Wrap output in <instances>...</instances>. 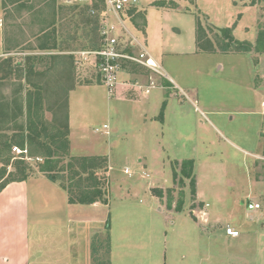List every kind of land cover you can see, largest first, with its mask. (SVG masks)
<instances>
[{
	"label": "rangeland",
	"instance_id": "1",
	"mask_svg": "<svg viewBox=\"0 0 264 264\" xmlns=\"http://www.w3.org/2000/svg\"><path fill=\"white\" fill-rule=\"evenodd\" d=\"M176 1L180 2V11L161 12L155 8L159 14L156 15L151 10L156 3L163 2L166 8L175 5L165 0L152 6H148L149 0H140L139 11L144 15L141 8L149 9L155 23L169 27L170 32L179 36L164 32L170 53L163 59L158 50L151 49L153 57L162 60L160 64L165 74L173 77L175 72L179 77L174 80L180 88L170 83L167 94L179 96L184 117L180 123L176 117L172 118L171 132L167 129L165 137L161 138L160 107L155 119L158 122L154 123L156 135L137 143L140 122L131 103L118 102L114 94L109 95L92 59L76 62L79 57L75 53L88 41L83 30L85 25L79 24L81 17L73 13L63 16L58 11L56 29L61 50L42 51L38 49V39L43 27L35 22L34 12H18L17 4L9 5L5 11L1 0L0 115L4 117L0 116V133L12 137L25 125L29 90L41 91L44 118L39 129L45 127L54 133L64 131V115L69 114L71 106L74 148L72 151L69 135L70 153L60 158L59 165L64 169L60 173L64 178L56 184L62 187L69 202L70 195L64 186L69 189L75 186L71 190L76 195L78 179L72 182L69 179L72 171L80 168L75 164L73 170L67 169L72 157L99 158L97 163L101 167L96 177L108 205L98 202L85 208L76 207L70 213V219L75 221L103 223L100 227L93 224L92 230L96 232L90 234L92 264H109L108 236L113 241L114 264H264V190L261 186L264 182V123L261 124L262 116L258 114L264 102V54L242 53L234 48L224 52L229 42L224 38L228 30L224 36L220 31L230 29L236 40H251L255 45L264 30V0H234L238 5L257 9L256 15H246L248 31L242 27L238 38L233 32L242 11L226 0H201L199 4L194 0ZM26 2L28 6L35 5L36 10L46 5L42 0ZM66 2L57 0L58 6L74 5ZM137 22L134 29L126 19V25L141 40L146 29L140 19ZM194 23L196 35L191 30ZM77 24L80 28L76 31ZM199 24L202 30L198 32ZM51 29L53 27L49 31ZM69 32L79 39L64 42ZM6 44L12 47L10 53H6ZM51 55H73L76 63L66 67L48 59ZM28 57L46 59L28 62ZM30 64H34L36 74L28 75L26 69ZM134 71L141 74L140 68ZM42 72L45 74L40 75ZM135 75L130 73L129 76L136 78ZM128 80L135 83L138 79ZM82 86L88 87L78 88ZM133 90L141 97L140 91ZM159 93V89L154 90L149 100ZM104 125L108 126L107 130ZM178 142L183 147L178 146ZM244 152L257 155L246 156ZM180 157L197 161L195 197L189 180H184V185L180 178L174 181V163L182 162L175 158ZM141 159L146 160V166L140 163ZM25 161L30 176L36 178L43 161ZM8 171L16 170L9 166ZM82 185L87 183L83 181ZM169 190L173 191L171 208L168 207ZM158 191L164 193L162 199L158 198ZM181 200L183 208L177 212L175 208ZM251 203L261 208L249 210ZM64 214L66 219V212ZM34 215L32 213V221ZM44 218L50 219L46 214ZM230 226L239 231L238 238L226 235ZM100 247L102 250L98 249ZM43 255H48L45 250Z\"/></svg>",
	"mask_w": 264,
	"mask_h": 264
},
{
	"label": "crops",
	"instance_id": "2",
	"mask_svg": "<svg viewBox=\"0 0 264 264\" xmlns=\"http://www.w3.org/2000/svg\"><path fill=\"white\" fill-rule=\"evenodd\" d=\"M149 1L150 3L148 6H152L155 2L160 0ZM165 1L174 2L175 5H173L172 8H166V6H152L151 10L154 11L155 8L160 9L161 12L181 10L180 2L176 0ZM194 1L195 4H199L201 2V0ZM226 2L242 11V18L233 32V35L237 37L240 34L239 31L242 27L247 30V27H245L246 15L255 14L257 9L256 7L242 6L243 4L238 5L234 0H226ZM141 10L143 12L145 11L144 16L146 18V31L143 37L147 46L149 45V52L152 55V47L154 51L158 50L160 52V58L163 59L166 54L170 53L169 51L167 52L168 42L165 40L164 32L169 31L168 33H170L172 37L179 36L170 32L169 27L155 23L151 17L149 9L141 8ZM155 14L159 15L157 12H155ZM249 20L252 21V18H249ZM228 24L232 25L233 23L229 22ZM211 26L214 29H219V27L214 25ZM155 27H157V29ZM227 27H230V25H227ZM191 30L193 35H196L195 23L191 26ZM177 31L182 33L180 29ZM248 41L254 44L251 40ZM197 50L200 52L198 46ZM82 51L86 50H78V52ZM153 58L158 63H161L162 61L155 57ZM160 65L162 66V64ZM136 68L139 69L138 67H131V71ZM131 73L136 74L135 76L140 77L141 79H148V77L151 76L145 69H141V74H137L136 72ZM167 75L170 81L165 79L160 80L157 76L152 75V78L155 80L157 79L162 86L158 88L160 93L151 100H149L150 95L145 96L142 94L140 97L139 93L133 90L131 82L128 80L134 79L132 76H120L121 82L117 86L116 92L113 96H115L118 102L128 101L136 110L137 118L140 122V127H138L136 135L137 143L153 138L156 135L154 132V129L156 128L154 123L156 122L155 119L159 113V109L160 107L162 108L163 104H166V108L163 122H160L162 128L161 138L165 137V131L167 129H172V118L176 117L179 119L178 123H180L184 117V112L181 107L183 103L179 99V96L176 94L172 95L171 93L167 94V92L171 89L170 83L174 84L176 88H180L174 80L179 79V77L175 72L173 77H171L168 73ZM84 87L87 88L88 86L78 88ZM74 91H72L71 94ZM151 94H153V91ZM263 113V109L260 113H258L262 116L261 124L264 123ZM73 124V115L70 106L69 126L71 131L70 141L72 142V151L74 148ZM175 125L178 124L176 123ZM169 132L171 131L169 130ZM157 135L159 136V133ZM175 140L177 141L176 138ZM178 146H181L179 142ZM244 154L251 157H256L257 155H251L247 152H244ZM175 160L181 162L190 159H182V157H180V159L175 158ZM192 160H194L195 165H197V161L195 159ZM140 163L146 166V160L141 159ZM56 183L49 181L44 174L39 173L36 178L30 177L25 182L12 183L2 191L0 194V264H92V259L89 254V249H91L90 234L96 232L95 230H92L95 226L93 224L100 227L103 223L101 221L95 223L91 220L89 221L83 219L75 221L70 219V213L74 211V208H85L84 206L88 205L70 204V202L66 200V193L63 191L62 187ZM261 184L262 190H264V182ZM144 187L147 186H143L142 188ZM31 191L33 193H31ZM262 195H264V191ZM66 201L68 203H66ZM83 211L85 213V210ZM64 212H66V219L63 217L65 215ZM32 213L35 214V219L33 218V221L31 218ZM44 214L50 217V219H45ZM110 248V264H114V248L112 238H110ZM44 250L48 254L47 256L43 255Z\"/></svg>",
	"mask_w": 264,
	"mask_h": 264
},
{
	"label": "trees",
	"instance_id": "3",
	"mask_svg": "<svg viewBox=\"0 0 264 264\" xmlns=\"http://www.w3.org/2000/svg\"><path fill=\"white\" fill-rule=\"evenodd\" d=\"M46 3L45 7L39 10H36L35 5L28 6V2L26 0H3L4 10H8V6H16V11L20 12L26 10L28 12H34L33 17L36 18L35 22H38L43 28L40 31L39 42L40 45L38 47L39 50H61L60 43L58 42V35L56 26L58 24L57 21V13L60 11L63 13V16L69 15L70 13L74 16L78 15L81 17L82 21L79 24H84L85 31V39H88L87 44L82 45V50H96L101 46L100 33H99V17H94L90 15L91 6H80V5H65L61 6L57 4V0H42ZM157 7H164L165 3H156ZM134 13V11L132 12ZM137 19L143 22L142 26H146V18L145 16L139 12L134 18L133 22L136 26H138ZM79 24L76 25V31L80 28ZM140 26V25H139ZM199 24L198 32L202 30V27ZM49 31V28H52ZM90 28V29H89ZM228 33L224 37L225 40H229V42L224 46V52H228L231 49H235L236 51L242 53H249L255 51L258 54H264V30L261 31L258 35L255 45L249 41H238L231 34L230 29H227ZM79 38L74 34L73 36L69 32L65 37V41H77ZM18 43L15 45L17 46ZM199 47V45H198ZM14 48V47H13ZM200 48V47H199ZM12 47L6 44V53H10ZM45 57H36L30 58L28 57V62L30 61H44ZM48 59L53 62H58L60 65L66 66L75 65V57L73 55H51ZM76 63V62H75ZM28 75L36 74L34 64L28 65L27 69ZM65 72V71H64ZM131 72H135L134 70ZM45 72L40 73V75H44ZM63 74V73H62ZM65 74V73H64ZM40 90V89H39ZM38 91L34 93V91L29 90L26 99V114H25V125H23L18 132L9 137L8 135H4L0 133V194L2 191L10 184L16 182H25L30 176V171L28 170L27 163L25 161L24 156H13L12 149L14 147H18L22 150L25 148L28 149V157L31 159H41L43 161L42 164L39 165V172L44 174L47 179L53 183L61 181L64 177L60 176V173L64 171L62 167L59 165L62 163L60 158L69 156L70 153V126H69V114L66 112L64 115V131L60 130L57 133L49 132L45 127L39 129V125L43 124V112L44 105L42 95ZM166 104H163L161 112H160V121L163 122L164 112H165ZM0 116H3L1 114ZM4 117V116H3ZM98 157H72L71 162L68 164L67 169L73 170L75 164L78 165L79 170L72 171V175L70 177V181H74L76 178L78 179V183L76 187L78 188V192L75 195V192L71 189L64 186V189L69 192V202L70 204H79V205H94L98 202L108 205V200L106 199V195L100 185V181H98V177H96L97 170L101 167L97 161ZM103 163H105V159H102ZM107 163V162H106ZM9 166L15 167V172H9ZM58 168H60L58 170ZM85 176V177H84ZM173 176L174 181H177L180 178V183L184 185V180H189L190 189L193 197L196 196V175H195V161L184 160L181 163H174L173 168ZM85 181L87 183L86 186L82 185V182ZM74 184V183H72ZM72 186V185H71ZM172 190L168 192V207H172ZM158 198L162 199L164 193L162 191H158ZM183 208V201L181 200L176 206V211L181 212ZM107 230V229H106ZM109 236L107 239L106 251L110 254V240ZM102 247L98 248L100 250ZM97 249V248H96ZM94 253V250H93ZM110 264V262H109Z\"/></svg>",
	"mask_w": 264,
	"mask_h": 264
},
{
	"label": "built area",
	"instance_id": "4",
	"mask_svg": "<svg viewBox=\"0 0 264 264\" xmlns=\"http://www.w3.org/2000/svg\"><path fill=\"white\" fill-rule=\"evenodd\" d=\"M67 3L91 6L90 15L100 18V48L77 52L75 55L79 57L76 59L77 64L82 59L93 60L98 77L106 87L109 95L116 92V88L121 82V75H130L131 67L145 69L151 75L146 81L136 77L134 79L138 80L131 83L132 88L137 89L145 96L151 95L152 91L162 86L160 82L152 78V75L157 76L160 80L170 81L160 63L150 54L144 37L140 40L126 25L127 19L132 23H130L132 27L136 29L133 18L140 12V0H68ZM133 11L134 13H132ZM261 108L264 110V102L261 103ZM104 129L107 130L108 126L105 125ZM12 152L18 154V156H24L22 159H31L28 157L27 148L22 150L14 147ZM37 160L42 162L39 158ZM260 208L261 205L259 204L251 203L248 205V209L252 211ZM225 233L233 239L238 238L240 235L239 231L231 227H228Z\"/></svg>",
	"mask_w": 264,
	"mask_h": 264
},
{
	"label": "water",
	"instance_id": "5",
	"mask_svg": "<svg viewBox=\"0 0 264 264\" xmlns=\"http://www.w3.org/2000/svg\"><path fill=\"white\" fill-rule=\"evenodd\" d=\"M220 31H221L222 35L224 36L226 31H227V29H220Z\"/></svg>",
	"mask_w": 264,
	"mask_h": 264
}]
</instances>
